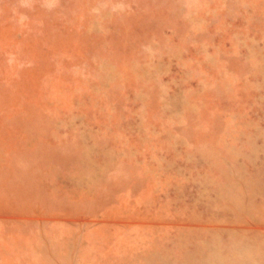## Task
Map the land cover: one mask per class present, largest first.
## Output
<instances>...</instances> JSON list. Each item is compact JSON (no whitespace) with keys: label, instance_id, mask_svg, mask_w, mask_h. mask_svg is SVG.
Instances as JSON below:
<instances>
[{"label":"rangeland","instance_id":"obj_1","mask_svg":"<svg viewBox=\"0 0 264 264\" xmlns=\"http://www.w3.org/2000/svg\"><path fill=\"white\" fill-rule=\"evenodd\" d=\"M0 264H264V0H0Z\"/></svg>","mask_w":264,"mask_h":264}]
</instances>
